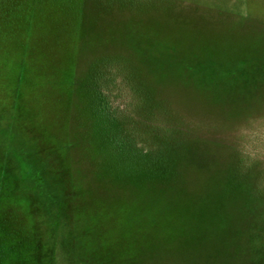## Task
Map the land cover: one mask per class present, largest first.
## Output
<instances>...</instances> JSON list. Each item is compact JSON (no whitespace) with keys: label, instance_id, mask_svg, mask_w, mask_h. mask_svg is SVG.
I'll return each mask as SVG.
<instances>
[{"label":"crops","instance_id":"crops-1","mask_svg":"<svg viewBox=\"0 0 264 264\" xmlns=\"http://www.w3.org/2000/svg\"><path fill=\"white\" fill-rule=\"evenodd\" d=\"M125 3L89 0L77 34L0 28V101L11 100L0 124H85L107 135L111 180L88 192L100 202L89 211L95 242L106 244L94 264H262V181L242 155L264 131V20L217 9L183 16L187 3ZM57 111L67 121L48 119ZM0 135L6 155L21 162L16 170H52L33 168L32 146L13 153L15 133ZM27 173L21 188L48 205ZM48 177L54 202L71 203V180ZM70 226L48 245L66 254L58 264H86L79 254L72 261L87 239Z\"/></svg>","mask_w":264,"mask_h":264},{"label":"rangeland","instance_id":"rangeland-1","mask_svg":"<svg viewBox=\"0 0 264 264\" xmlns=\"http://www.w3.org/2000/svg\"><path fill=\"white\" fill-rule=\"evenodd\" d=\"M62 1L53 0L50 2L51 10L53 8V13L48 12V10L43 6V12L36 10L33 14L21 16L19 19L8 22V25L12 28L15 27L17 30L77 34L81 28L85 4L89 2V0L87 2L86 0H81V2H77V0L71 2H65V0ZM96 1L114 2L117 4H122L125 2H130L131 4L132 2H135L136 8L138 3H143L147 6H149V4L151 6L152 2L166 3L169 5L181 3L173 0H148L147 2H145V0ZM192 1L203 4L204 6L184 4L190 7L185 8V10L181 12L183 16H186V13L190 14V17L201 15L199 11L207 12L206 10L220 12L215 11V8H219L221 10L224 9L236 11L237 13L247 15L249 17L264 19V0ZM221 13L225 12L221 11ZM230 18L233 20L237 17L232 14ZM55 37L57 36H47L46 41H51V44L56 46L54 44V41H56ZM72 42L71 46L75 47L76 39L73 38ZM48 47L51 49L50 42ZM7 68L11 70L8 73H15L16 67L13 62H8ZM51 72H53V70H51ZM9 85L10 87H14L13 83ZM50 93H52V91H50ZM7 94L12 93L8 92ZM64 95H66V93H64ZM9 102H11V100ZM9 102L1 98L0 113L2 115L0 116L10 114L9 112L11 108L8 104ZM32 102L37 101L32 100ZM57 113L58 111L51 114V117H48V119L55 120L56 118L61 120L65 119L64 122L67 121V118H57ZM69 115L68 117L70 121L72 117L74 118L77 116V114L74 116L73 109ZM5 127V124H0V134H3L4 132L9 134L13 133V135L14 133L16 134L12 137V140L8 141L10 143L13 142V148L11 150L13 153H16L14 150L16 145H28V148L29 146H32V148L35 149V151L33 150V155L35 156L38 154L36 157H34L33 164L36 166L33 165V168L36 167L37 169V166L40 167L41 164H46L52 168L51 171L44 173L30 171L28 168H26L28 173L22 172L21 170H16L21 168V162H18L12 154L6 155L4 144L1 145V143L5 141L1 140L2 135H0V188L2 189L3 195L6 197L4 199L7 200L6 203L0 206V216L3 218L2 220L4 226V230H0V236L2 238L0 244L4 245L3 249L5 252L6 249L10 247H14L15 252L13 258H10L9 262H6L5 264H33L29 253H32L31 250H33L37 258L35 260V264H58L57 256L62 263V260L63 258L65 259L66 254L63 255V252L54 254L48 244L50 243L53 246L54 242L58 241L56 236L58 233L62 234L63 232V229L60 228V225L67 222L71 224L70 228L74 229L75 233L77 232V236H79L78 232H84L87 239V245H84L81 237H78L79 239L77 238L78 243L80 241L82 242L80 244L81 251H72V256L74 258L72 261H74L75 258L77 259L79 254V257L82 258H85L86 256V264L100 262L96 261V257L99 254L96 252L98 249L104 248L106 244L102 246L100 244L97 245L95 242V239L97 236H99H96L97 233L95 234V222H97L95 219L96 214L94 215L93 213L89 212L95 211L96 204L100 202L95 203L94 200L91 199L88 192L92 191L93 187L91 186L96 185L98 182L111 180L112 160L109 156V143L107 139V141L103 140L105 137H107V135L102 137V134L96 132L98 130L93 129L94 127L92 125L89 127L85 124H8L6 128L7 131H5ZM31 136L34 137V139H31ZM21 137L26 138L27 141H22L23 138ZM258 141L257 161L252 164L244 163V166H252L254 171L251 172V175L257 177L260 180H264V134L259 137ZM250 142L251 140L248 143V148L250 146ZM246 155L248 156V153ZM32 158L33 157H29V159ZM26 173L29 174L27 183L30 185L33 183L36 185L34 188H37L38 186L44 191L48 205L44 203V200L42 201L37 196L30 194V192L26 193L24 189L21 188L19 180H23L22 178L26 176ZM40 174L45 175V178L41 177ZM47 175H49L50 179L59 181H64V179L71 180L73 184V188H69L72 193L71 203L68 197L65 198V200H67V204H65L63 208L61 205L54 202L55 200H53V196L50 195L51 189L44 185ZM121 178L125 179V177H120V179ZM75 181H78L76 185L80 186H75ZM91 182H93V184H89ZM85 185V188L82 187ZM49 197L51 198L50 201ZM59 200H61V197ZM53 205L55 207H52ZM10 209L13 211V213H15V215ZM50 211H55V216L52 218L49 216L47 219L46 212ZM62 211L63 216L64 212H70L69 215L72 219H70V221H62ZM99 222L109 226L107 222L110 221ZM261 228L263 230L264 242V202L262 204ZM262 253L263 257L264 252ZM92 257L93 260L90 262ZM79 260L82 263V259ZM262 261V264H264V257L262 258Z\"/></svg>","mask_w":264,"mask_h":264},{"label":"trees","instance_id":"trees-1","mask_svg":"<svg viewBox=\"0 0 264 264\" xmlns=\"http://www.w3.org/2000/svg\"><path fill=\"white\" fill-rule=\"evenodd\" d=\"M51 1H53V0H51ZM51 1L50 0H0V23H2V24H0V28H2V29H14L15 27L12 28L11 26H9L8 22L19 19V17H21V16L33 14L36 10L43 12V10H44L43 6H44V8H46L48 10V12H52L53 8L51 10V6H50ZM59 1H62V0H59ZM71 1H76V0H65V2H71ZM79 1L81 2V0H77V2H79ZM179 1L186 2L188 4H195V5L204 6L203 4H200V3L192 1V0H179ZM62 5H63V1H62ZM215 9L218 10L219 8H215ZM219 10H221V9H219ZM222 10H224V9H222ZM224 11L232 13V14L237 15V16H241V17H246V18L249 17L247 15L237 13L236 11H230V10H224ZM262 134H264V131L251 136L247 140L246 145L244 147L243 155H242V163L244 162V163H249V164L251 163L252 164V163L257 161V159H258L257 158L258 157V147L257 146L259 144L258 139L260 136H262ZM250 140H251V142H250V146L248 148V143ZM247 153H248V156L246 155ZM261 181H262V192L264 193V180L261 179ZM4 198H6V197L3 195L2 189L0 188V206L7 202V200H5ZM8 207L11 208L10 206H8ZM11 212L13 213L12 210H11ZM13 214L15 215V213H13ZM2 219L3 218L0 216V230L1 231L4 230ZM1 239L2 238L0 236V241H1ZM3 247H4V245L0 244V264H5L6 262H9V259L13 258V255H15L14 247L7 248L6 252L3 249ZM31 251H32V253L29 252L30 253V259L33 262V264H35V260L37 258H36L35 253L33 252V250H31Z\"/></svg>","mask_w":264,"mask_h":264},{"label":"water","instance_id":"water-1","mask_svg":"<svg viewBox=\"0 0 264 264\" xmlns=\"http://www.w3.org/2000/svg\"><path fill=\"white\" fill-rule=\"evenodd\" d=\"M173 1L181 2V3H186V2L179 1V0H173ZM187 4H188V3H187ZM192 5H195V4H192ZM251 18H254V19H256V20H264V19H260V18H257V17H251Z\"/></svg>","mask_w":264,"mask_h":264}]
</instances>
